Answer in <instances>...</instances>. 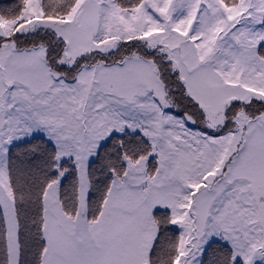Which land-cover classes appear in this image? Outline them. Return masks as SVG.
Instances as JSON below:
<instances>
[{
    "label": "snow or ice",
    "instance_id": "obj_1",
    "mask_svg": "<svg viewBox=\"0 0 264 264\" xmlns=\"http://www.w3.org/2000/svg\"><path fill=\"white\" fill-rule=\"evenodd\" d=\"M0 264H264V0L0 3Z\"/></svg>",
    "mask_w": 264,
    "mask_h": 264
},
{
    "label": "trees",
    "instance_id": "obj_2",
    "mask_svg": "<svg viewBox=\"0 0 264 264\" xmlns=\"http://www.w3.org/2000/svg\"><path fill=\"white\" fill-rule=\"evenodd\" d=\"M10 2V0H0V3Z\"/></svg>",
    "mask_w": 264,
    "mask_h": 264
}]
</instances>
